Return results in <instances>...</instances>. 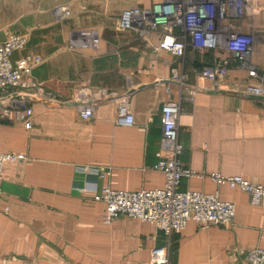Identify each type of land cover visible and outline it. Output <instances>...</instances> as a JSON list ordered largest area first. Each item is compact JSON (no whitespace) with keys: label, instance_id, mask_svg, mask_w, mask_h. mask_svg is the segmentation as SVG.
Wrapping results in <instances>:
<instances>
[{"label":"crops","instance_id":"crops-1","mask_svg":"<svg viewBox=\"0 0 264 264\" xmlns=\"http://www.w3.org/2000/svg\"><path fill=\"white\" fill-rule=\"evenodd\" d=\"M163 1H47L49 11L71 12L67 25L28 21L21 32H8L30 36L27 48L12 56L14 65L24 67L28 55L41 57L43 63L27 79L60 98L58 103L42 97L12 100L10 91H0V153L26 156L4 169L0 264H154L152 252L159 248L166 249L167 264H248V251L264 248V202L252 205L248 193L210 179H183L180 191L218 193L236 208L232 224L190 222L182 233L167 236L126 216L111 225L103 222L106 205L94 197L104 187L138 192L165 186L164 174L154 166L159 153L174 158L162 128L168 87L171 97L181 98L182 165L264 185V99L239 92L264 81V0H247L238 26L252 41L249 62L258 79L233 63L226 85L218 90L199 72L229 52L188 48L184 57L176 58L154 51L159 34L150 38L120 29L125 10L137 5L148 9ZM56 28L60 31L52 34ZM79 30L96 33L99 49L74 46L72 35ZM174 69L186 75L181 87L170 81ZM126 93L130 127L116 124V98ZM88 106L93 117L83 120L81 112ZM6 108L9 117L1 115ZM19 109H32L31 129L15 119ZM101 169L110 170V176L101 177Z\"/></svg>","mask_w":264,"mask_h":264},{"label":"built area","instance_id":"built-area-1","mask_svg":"<svg viewBox=\"0 0 264 264\" xmlns=\"http://www.w3.org/2000/svg\"><path fill=\"white\" fill-rule=\"evenodd\" d=\"M139 2L140 0H135ZM247 0H165L155 3L148 9L140 6L127 9L122 13L119 27L123 31H135L147 37L159 34L160 38L154 51L171 54L182 58L188 48L196 51L225 50L229 54L220 58L214 65L202 69L199 76L212 83L218 90L226 84L230 73V65L239 63L248 71L250 79H258V72L249 62L253 52V44L239 29V22L246 15ZM55 16L68 18L71 12L67 8L54 11ZM82 36L90 41L94 50L99 49L100 38L91 30L83 31ZM29 34L8 33L5 41L0 43V91H10L11 99L37 98L48 99L52 103L59 102V95L45 91L35 80H28L35 67L43 60L39 56L28 55L26 65L18 68L12 62L16 52L27 48ZM186 75L174 69L170 81L180 87L185 83ZM262 80V79H261ZM168 100L162 109V128L164 139L173 146L174 158L165 159L159 153L154 170L165 176V186L159 189L138 192L117 191L106 186L94 197L96 201L106 205L104 224L111 225L121 216L137 219L154 225L167 236L182 233L190 222L201 225L225 226L232 224L236 216V208L230 202L222 201L218 195L200 191H180L183 179H210L218 186L238 188L250 195L252 205L264 202V185L255 184L241 176L225 177L219 173H198L182 165L180 156L184 145L179 139L180 94L171 97L168 87ZM243 96L264 99V81L250 83L239 91ZM118 99L116 124L130 127L133 125L130 113V94L126 93ZM93 107L88 106L81 112L83 120L93 117ZM32 109H19L15 119L23 122L26 129L32 128ZM2 116L9 117L10 109L2 111ZM22 153H0V203L2 201V182L5 166L9 163L25 161ZM110 170L101 169L100 175L110 176ZM248 264H264V248L256 247L247 253ZM154 264H167L166 249L159 248L152 252Z\"/></svg>","mask_w":264,"mask_h":264},{"label":"rangeland","instance_id":"rangeland-1","mask_svg":"<svg viewBox=\"0 0 264 264\" xmlns=\"http://www.w3.org/2000/svg\"><path fill=\"white\" fill-rule=\"evenodd\" d=\"M47 1L50 4L55 0H0V38L2 39L10 31L21 32L23 25L27 24L28 21H37L43 26L56 21L60 27L61 25H67L71 18L55 16L54 11L57 9L49 11V8L45 7L46 3H48ZM59 31L60 29L56 28L52 34H57ZM81 31L73 33L72 36L75 38L73 45L88 46L92 49L88 40L81 36L83 32ZM24 32H29V30Z\"/></svg>","mask_w":264,"mask_h":264}]
</instances>
